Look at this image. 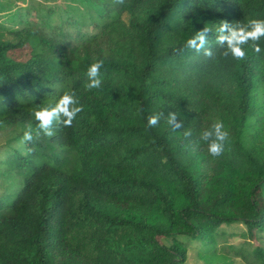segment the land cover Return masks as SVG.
Segmentation results:
<instances>
[{
	"label": "trees",
	"instance_id": "trees-1",
	"mask_svg": "<svg viewBox=\"0 0 264 264\" xmlns=\"http://www.w3.org/2000/svg\"><path fill=\"white\" fill-rule=\"evenodd\" d=\"M65 3L37 16L0 1L11 22L0 16V133L33 136L10 140L0 160V264H187L181 237L220 264H264L250 241L264 233V37L244 60L217 42L221 21L264 20V0ZM205 27L211 58L185 47ZM24 49L25 61L11 56ZM100 60L101 86L89 89ZM66 91L83 110L37 135L34 111ZM173 111L180 129L167 123ZM214 121L229 132L218 157L201 138ZM235 224L242 241L227 233L219 249Z\"/></svg>",
	"mask_w": 264,
	"mask_h": 264
},
{
	"label": "clouds",
	"instance_id": "clouds-1",
	"mask_svg": "<svg viewBox=\"0 0 264 264\" xmlns=\"http://www.w3.org/2000/svg\"><path fill=\"white\" fill-rule=\"evenodd\" d=\"M123 2V0H119ZM210 29L205 27L202 30L195 33V35L186 41L185 47L193 49L197 53L201 50L204 51L206 57L211 58L213 52L209 48H205L208 43L207 37ZM220 35L218 36V43L227 44V49L222 53L223 56L229 55L236 60L246 59V51L244 45H247L249 41L252 42L251 47L259 54L262 49L259 41L264 37V20L253 19L247 22L246 26H240V22H237L236 27H232L227 20L221 21L218 28ZM227 32V34H225ZM182 51V50H181ZM104 61H94L87 70V77L89 83L86 85L89 89L99 88L102 80L100 78V69L103 66ZM83 110L79 104V100L76 97L75 92H64L54 106L41 107L38 106L33 115L38 122L37 135L42 132L43 135L52 137L55 135L53 130L54 122L66 127L72 125L73 120L77 114ZM160 115H151L148 117L149 127H154L160 120ZM168 125L173 129H180L183 126L182 121H178V114L176 112H169L167 116ZM202 140L208 142L207 150L213 157H218L223 154L225 144L229 141V132L224 128L222 121H214L211 124L210 129L205 130L201 135ZM23 140L25 142H31L33 140L32 129L29 127L23 134Z\"/></svg>",
	"mask_w": 264,
	"mask_h": 264
},
{
	"label": "rangeland",
	"instance_id": "rangeland-1",
	"mask_svg": "<svg viewBox=\"0 0 264 264\" xmlns=\"http://www.w3.org/2000/svg\"><path fill=\"white\" fill-rule=\"evenodd\" d=\"M1 2L5 3L6 2H14L15 5L13 6V9L16 7H20V6H32L33 8V12L34 15L37 16H41L43 14L42 10L48 8V7H52V6H66L67 3H65V0H29L26 2H21L20 0H0ZM68 2V0H67ZM13 5V4H12ZM87 15L85 13H82L81 16ZM0 16H2L1 20L2 21H6L7 19V15H5V13H0ZM8 26H11V22L6 21L5 23ZM9 41H15L14 38L12 37H8ZM30 54V50L29 49H24L22 51H14L12 52V57L18 61H25L28 56ZM29 127L25 126L23 128H17L16 130H14L12 133L10 134H6L5 132H1L0 133V160L4 159L7 155V152L10 150V146L9 145V141L12 139H18L21 136H23L24 132L28 129ZM250 134V131L248 130L247 134ZM7 146V147H6ZM263 195V201L262 198L259 195V199L261 202L264 203V187H263V191L261 192ZM246 227L243 225H239V224H235L233 226L227 227V226H223L221 228V232L225 233V237L220 241V243L218 244V248L222 249L223 246L227 247V233L231 234H235V237L233 239V244H240V242L242 241V239L240 238V234L246 232ZM180 240H182L183 242H185L187 248H188V262L187 264H220L219 261L215 260V259H209L208 255L209 253H207L204 249V244L202 242H200L199 240H188L187 238L181 237L179 238ZM165 244L170 245L171 242L169 240H162ZM255 246H260L261 248L264 249V233H257L256 237L254 239L250 240ZM230 244H232L230 242ZM207 249V248H206ZM225 253H220L223 254L225 256H227V249H224ZM219 254V255H220ZM207 256L208 260H206L204 257ZM224 264H227L224 263ZM233 264H244L241 260L239 259H235L233 260Z\"/></svg>",
	"mask_w": 264,
	"mask_h": 264
}]
</instances>
